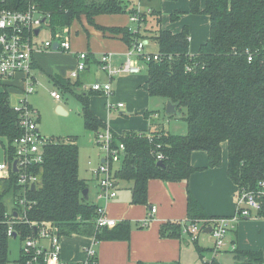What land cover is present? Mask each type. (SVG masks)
I'll return each mask as SVG.
<instances>
[{"label":"trees","instance_id":"obj_1","mask_svg":"<svg viewBox=\"0 0 264 264\" xmlns=\"http://www.w3.org/2000/svg\"><path fill=\"white\" fill-rule=\"evenodd\" d=\"M186 1L189 14L209 19L208 38L192 56L188 28L184 26L176 34L162 30L160 13L156 10L149 16L140 14L134 31L128 27L104 28L95 24V18L100 15H134L129 0H0V10L23 11L34 4L45 17L43 28L53 38L55 30H69L74 22L84 18L101 33L119 38L127 48L150 38L145 36L146 30L139 29L148 17L155 16L158 29L152 39L163 59L147 64L145 91L150 98L170 100L176 105L177 118L186 123L184 135L165 131H127L117 135L90 110L92 93L83 90L79 79H51L60 95L68 94L77 101L86 130L94 134L108 130L112 135L111 147L123 145L120 163L113 170L111 164L109 167L116 182L131 183L133 205H148V184L152 180L187 181L197 171L190 164L195 151L207 154L209 168L220 167L224 143L227 176L238 191L257 194L259 184L264 181V0H204L203 8L200 0ZM180 14V11L172 13L170 22L176 21ZM89 61L95 62L90 57ZM186 67H192V71L186 72ZM14 88L20 91L13 81L0 77V140H6L7 146L2 147L8 161L13 159L9 143L21 134L17 114L11 108L10 90ZM149 114L143 117L147 119ZM76 141V137L49 138L43 148V162L31 169L38 178L34 190L19 186L13 173L0 179V264H8L10 239H19L22 243L35 235L34 229L45 226H50L59 237L92 238L95 244L128 241L130 222L120 221L113 228L95 227L97 207L82 198L87 185L78 175ZM157 156L162 157L161 161ZM6 199H10V206L6 205ZM259 201V215L264 217V198ZM185 216L188 222L214 218L204 213L188 189ZM134 226L147 228L139 222ZM9 227L13 232L11 237L7 236ZM159 233L161 238L177 239L181 226L166 222ZM194 246L200 254L202 250L196 242ZM233 258L236 264H264L261 251L235 250ZM16 263L25 264L21 250ZM204 264L220 263L212 259Z\"/></svg>","mask_w":264,"mask_h":264},{"label":"crops","instance_id":"obj_2","mask_svg":"<svg viewBox=\"0 0 264 264\" xmlns=\"http://www.w3.org/2000/svg\"><path fill=\"white\" fill-rule=\"evenodd\" d=\"M129 1H137V0H129ZM201 1V8H203L204 0ZM140 2V1H139ZM173 2V1H172ZM175 2V1H174ZM187 2V1H186ZM144 7V6H143ZM151 10H155L150 5L146 8ZM189 5L187 2V6L182 9H175L174 11H180L183 15H188ZM173 11V12H174ZM182 15V16H183ZM181 16V17H182ZM98 17V16H97ZM96 17V18H97ZM205 19V23L207 26V34L206 36L197 44L196 51H190V55H194L199 46L203 44L209 34V19L207 16H200ZM95 18V19H96ZM179 22V18L177 19ZM133 25L129 22V20L122 26L123 27H132ZM187 25H181L179 27V31H181L182 27ZM117 26H111L114 28ZM110 28V27H106ZM162 30H167L163 29ZM169 31V30H168ZM172 32V31H170ZM177 32V33H178ZM173 33V32H172ZM102 34V37L105 41L112 42L115 45L114 47L118 51H113L112 47L107 48V52L102 53H93L88 49L87 53L92 60L90 61L88 69L84 71L80 77L79 81L83 83L84 91H89L92 93V96L89 97V107L90 110L103 122L106 124L107 128L115 132L117 135H121L124 132H156L159 129H163V125L170 123L175 119H168L164 114V107L166 101L157 99L158 101H153V98H150L145 91L146 82H147V74L145 73V77L141 78V74L139 75H130V76H120L118 78L109 79L103 72L97 69L96 59L103 53H112L114 57V65H118L124 59V54L127 51L126 45L117 37L109 36L108 33ZM176 34V33H173ZM191 37H189V41ZM151 47V51H155L156 47L154 44H151L150 40H147ZM122 44V47L119 46ZM89 45V43H88ZM120 48V50H119ZM67 58L70 63L66 66L60 63V58ZM75 67V57L71 53L65 54L60 51H46V52H36L33 56L32 62V74L35 77L36 82L40 85V78H46L47 82L51 85L53 89V85L51 79L53 77H60L67 79L68 74ZM93 78L91 82L88 79ZM140 80V81H139ZM109 81L111 84L113 97H102L103 94L93 92L90 90V86L94 83H104ZM13 83L18 86V78L16 77ZM36 86V90L37 87ZM32 94L34 95L37 91ZM11 95H14L16 98L18 97L19 91L17 88L10 90ZM116 94V96H115ZM10 95V97H11ZM104 96V95H103ZM62 97V96H61ZM124 98V100H123ZM111 103L114 105V108H109L107 106V110L102 107V102ZM117 100V102H113ZM11 101V100H10ZM72 102L75 105L78 113L81 114V109L77 103V101L70 95H68L67 102ZM124 101L128 103L125 104ZM29 102V101H28ZM59 102V101H57ZM105 103V104H106ZM114 103V104H112ZM122 103L123 108L117 109L116 104ZM154 103L155 108H149L146 104ZM30 106L35 109L34 105L30 103ZM142 104L141 108L139 105ZM60 106L66 112H69L64 105L57 104V107ZM57 109V108H56ZM38 113V125H39V112ZM149 117L146 119L143 117V114L149 113ZM139 114L142 115V119H129V115ZM65 114V115H66ZM118 114V115H116ZM128 114V116H127ZM161 115H164L162 125L152 126V121L159 120ZM124 116V117H122ZM177 118L176 116H174ZM176 121V120H175ZM161 127V128H159ZM161 131H165L164 129ZM167 133L171 134L169 131ZM181 135L186 133V125L182 127ZM172 135H178L172 133ZM95 136V134H94ZM73 137V136H67ZM65 137V138H67ZM78 146V142L76 141ZM104 161V158L100 160ZM191 166L197 171L193 172L187 181L179 182V183H164L159 180H152L148 184V195L146 206H139L131 204V183L124 181H115V188L117 192V196L115 199L108 201L106 204H103L105 207L107 217L120 221H127L131 223L132 229L130 232V236L128 241L126 242H108L102 243V247L100 248L101 254L105 253L103 256H96L97 264H204L205 260L209 258L211 253V246H207L206 244L212 240L209 236L208 230L206 229L202 232L196 242V245L202 250L199 254L194 246L195 242H191L186 236L181 235L180 237L175 238H161L160 237V227L166 222H174L179 223L180 226L183 222H186L185 216V205H186V189L190 191L192 196L196 199L200 207L203 209L204 213L209 217H231L236 213V196L238 194L237 187L230 181L227 176V145L224 143L221 145V164L218 168H209L208 167V157L207 154L203 151H195L191 154L190 157ZM117 165V164H116ZM79 169V165H78ZM92 170V169H91ZM94 170V169H93ZM92 170V171H93ZM92 171H90L92 175ZM93 177V175H92ZM90 182H86L87 190H88V199L87 202L96 205L95 196L98 192L97 183L92 179ZM94 182H93V181ZM90 190L94 192V199L90 201ZM141 207V208H139ZM151 207H155L158 220L152 222L147 228L140 229L134 224L136 222H142L146 218ZM153 214V215H154ZM152 215V216H153ZM151 216V217H152ZM150 217V216H149ZM150 217V218H151ZM143 220H139V219ZM264 217L260 216L259 219L254 220L258 222V227H261V230H264ZM243 220V219H242ZM241 221V220H240ZM239 221V222H240ZM237 223L235 229L229 233L227 236V244L234 245L235 250L241 251H261L263 255L264 261V244L261 241V236H258L260 240L253 242L250 244V241H247L245 238L239 237L238 226ZM244 229V228H243ZM248 234H245L247 237ZM72 237V236H71ZM71 237H61L60 241L69 239ZM74 237V236H73ZM88 241L87 238H84ZM242 239V240H241ZM62 247V244H61ZM83 247L79 249H75L74 247L70 248L65 245L62 247L61 257L64 260L74 261L81 260L84 258ZM234 250V251H235ZM207 251V252H206ZM226 253L232 254L229 247L217 253V256H224ZM194 254V255H193ZM209 255V256H208ZM207 256V257H206ZM217 256H213V259L220 263L217 260ZM234 260V258H233ZM234 263L236 264L235 260ZM222 264V263H220Z\"/></svg>","mask_w":264,"mask_h":264},{"label":"built area","instance_id":"obj_3","mask_svg":"<svg viewBox=\"0 0 264 264\" xmlns=\"http://www.w3.org/2000/svg\"><path fill=\"white\" fill-rule=\"evenodd\" d=\"M134 15L129 16V22L135 30L139 21L138 16L144 14L151 15L152 10L146 8L142 11L140 8L135 10ZM45 17L39 13L34 4H30L27 9L19 10H0V77L4 80L14 81L17 77L20 91L17 97V103H11V108L18 117V126L21 134L14 138L9 146L12 149L13 159L8 161L4 153V159L0 162V179H6L13 173L16 177L17 184L21 187L30 188L35 186L38 181L36 175L31 171L33 167L43 162V148L48 143L49 138L43 137L39 133L38 113L28 102V96L32 95L38 83L32 74L33 56L36 52L60 51L70 53L71 46L68 38L55 36L52 41H45L37 44L34 31L43 27ZM58 43L57 49L53 50V43ZM148 41L139 40L127 48L124 59L118 65H114L112 53H103L96 59L97 69L103 72L109 79L120 75H139L146 72L147 64L150 61H160L163 59L156 50H148ZM75 57V67L68 74L70 81L79 79L80 75L88 69L89 55L87 52L71 53ZM192 56V55H190ZM251 60L248 57V61ZM186 72H191L192 67H186ZM93 92L101 93L105 96L112 94L111 84L109 81L104 83H94L90 86ZM50 96L55 101H60L61 95L56 90L49 91ZM117 109L123 108L122 103L115 105ZM109 108L114 105L109 104ZM97 143L102 145L106 157L104 163L92 171L93 178L96 180L98 192L96 200V217L93 220L96 228H113L118 222L107 217L105 207L108 201L115 199L117 196L115 180L109 165L118 164L121 161V155L124 151L120 143L117 147H111L112 135L108 130L95 134ZM7 146V143L6 145ZM162 157L157 156L161 161ZM16 162V172L12 171V164ZM259 193L238 191L236 196V213L231 217H214L206 220H195L192 222H183L181 225V235L186 236L191 242H195L198 236L206 229L209 230V236L213 244V255L229 247L234 252L235 246L227 244V235L235 229L240 219L260 218L261 211L260 199L264 198V181L259 184ZM23 200H20L22 204ZM156 212L155 207H151L149 216ZM142 226H147V218L139 222ZM37 230V229H36ZM13 235L9 227L7 236ZM84 238V237H83ZM61 237L52 232L50 226L41 227L35 231V235L27 237L21 244V252L25 264H96V253L93 250L92 238H87L91 242L90 246L82 248L84 258L81 260H64L61 257ZM209 263V262H208Z\"/></svg>","mask_w":264,"mask_h":264},{"label":"rangeland","instance_id":"obj_4","mask_svg":"<svg viewBox=\"0 0 264 264\" xmlns=\"http://www.w3.org/2000/svg\"><path fill=\"white\" fill-rule=\"evenodd\" d=\"M129 3H130L129 6L130 7L132 6L134 10H136L137 8H140L142 11H144L146 7L150 5L156 11H158L160 13L159 16H160L161 23L159 24H160L161 29L163 28V29L172 31L173 33H177L181 25L182 26L187 25L189 37H191V40L189 41L190 51H196L197 44L207 34V26H206V23L204 22L205 19L200 17L204 15L180 14L179 22H177L178 20L174 22H170V15L175 12L174 11L175 9L177 8L182 9L185 6H187L186 0H176L175 2L174 1L172 2L169 0H137V1H129ZM128 20H129V16L126 14L125 15H100L94 20V22L95 24H97V26L104 27V28L106 27L111 28V26H117L119 28H122V26ZM144 25L141 24V28L139 29L140 32H142V30L143 32L146 30L145 36L150 37L149 40L151 44L155 45L152 39V36L156 33L158 29L156 26L155 16L148 17ZM55 31H56L55 36L57 35L61 37L66 36L68 38L70 42V46H71L70 53L87 52L88 49H90V51H92L93 53H102L104 51L107 52L108 47L109 48L112 47L113 51H118L114 47L115 42L113 44L112 42L108 43L107 41H105L102 37L101 31L97 30L94 26L89 25L84 18H81L80 22H77V21L74 22L70 26L69 30L62 28V29H57ZM52 40H54V38L51 36L50 32L45 29L41 30L39 33V36L36 38V42L39 45L44 43L45 41H52ZM119 46L122 47V44H119ZM151 49H152L151 47H148V50H151ZM65 54H68V53H65ZM59 61L64 66L70 63V61L65 57L60 58ZM120 76H123V75H120ZM124 76H127V75H124ZM142 77H145V73L141 74V78ZM92 79L93 78H90L88 79V81L91 82ZM39 83L40 85H38L37 87V90H36L37 92L34 95L28 96V101L32 103L35 109H37L39 112V133L43 137H46V138L53 137V138L65 139V137L67 136L76 137V140L78 142V149H79L78 175L80 178L84 179L86 182H90L91 177H92L90 171H92L93 169H96L100 164V160L106 157L105 150L102 148V145L97 143L98 140L100 142H102V140L96 139L93 132L88 131L84 128L81 114L78 113L77 109L75 108V105L71 101L69 103L67 102L68 94H61L62 97L60 101L57 102L50 96L49 91L51 90L58 91V90L55 87L52 89L51 85L47 82L46 78H40ZM113 96L110 95L109 97H113ZM102 97H107V96L102 95ZM153 99H154L153 101H158L157 98H153ZM10 100L12 104L17 103V98L14 95H11ZM113 102L115 103L117 102V100H114ZM124 102L125 104L128 103L127 101H124ZM105 103L106 102L104 99V102H102L103 104L102 107L106 111L108 105L107 103L106 104ZM57 104L64 105V107L69 112L66 115H61L57 113V109H56ZM139 106L143 108L142 104ZM146 106H149V108H155L154 103H150V104L147 103ZM182 111L184 113L185 109H182ZM163 117L164 115H161V118L159 120L152 121V126L155 127L156 125H162L161 123L163 121ZM135 118L142 119V115H139L136 113L135 114L131 113L129 115L130 120L135 119ZM175 120H172L170 123L163 125V129L165 130V132L169 131L171 134L174 133V134L181 135L182 133L180 132H182V127H184L186 123L184 120H181L178 118ZM163 129L161 128L158 131H161ZM2 140L4 142L0 140V162L3 161L4 159V149L2 146L6 145L5 143L6 140L4 139ZM116 167L117 165L115 163L111 164L112 170L115 169ZM92 179L96 182V180L93 177ZM89 198H90V201H93L94 199L93 190H90ZM5 203L7 206H10L11 205L10 199H6ZM144 218H147L148 220L147 226H149L152 222L158 220V217L155 214L151 218L147 214L146 216H144ZM143 219L141 218L139 220H143ZM240 220H239L240 222L238 226L239 237L245 238L247 241H250V244H252L253 242L260 240L258 236H261V241L264 244V230L263 229L261 230V227H258L259 225L258 222H255L252 219H243V220L240 219ZM245 234H248V236L245 237ZM102 243H106V242H100V243L93 245V250L95 251L96 256L98 257L103 256L105 254V253L101 254V251H100V248L102 247L101 245ZM61 244H62V247L67 245L70 248L74 247L75 249H79L80 247L90 246L91 242L86 241L81 236H74V237L72 236L69 239L63 240ZM206 245L212 247V243L210 241ZM21 246L22 244L19 241V239L9 240L8 242V251H9L8 264H17L16 261L20 257ZM212 251H213V247L211 248L210 256L208 255L209 258L206 259L205 262H210L213 259V256H217V253L213 255ZM217 260L222 264H235L233 260V255L229 253H226L224 256H219V257L217 256Z\"/></svg>","mask_w":264,"mask_h":264},{"label":"water","instance_id":"obj_5","mask_svg":"<svg viewBox=\"0 0 264 264\" xmlns=\"http://www.w3.org/2000/svg\"><path fill=\"white\" fill-rule=\"evenodd\" d=\"M44 28L43 27H40L38 29H36L34 31V34L37 36L41 30H43ZM53 47V50H56L57 49V46H58V43H53L52 45ZM57 113L61 114V115H65L66 112L62 109V107L58 106L57 107ZM164 114L166 116H178V113H177V108H176V105L173 104L170 100H167L166 103H165V107H164ZM101 163H104V161L102 160ZM16 162L14 161L13 164H12V171L13 172H16ZM158 165H162L161 162H158ZM31 190H34L35 189V186L34 185H31ZM82 198L87 201L88 199V190L85 189L82 191ZM34 231H36V229H34ZM209 232V230H208Z\"/></svg>","mask_w":264,"mask_h":264}]
</instances>
